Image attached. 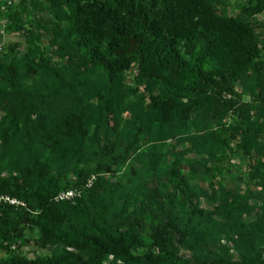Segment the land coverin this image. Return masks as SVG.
I'll use <instances>...</instances> for the list:
<instances>
[{"label": "trees", "instance_id": "trees-1", "mask_svg": "<svg viewBox=\"0 0 264 264\" xmlns=\"http://www.w3.org/2000/svg\"><path fill=\"white\" fill-rule=\"evenodd\" d=\"M82 2L69 17L71 29L91 74L102 81H82L76 67L58 69L33 49L22 58L9 53L0 58V75L11 86L15 107L0 120V172L8 173L0 177V195L19 201L0 200V247L22 238L26 225L37 228V241L51 250L35 259L13 255L5 264H264V246L254 232L239 241L241 260L224 253L190 258L177 250L174 236L186 247L212 246L221 229L202 220L199 205L182 199L178 179L163 195L145 187L143 150L177 135L178 117L171 122L174 132L167 133L159 123L143 132L139 125H125L132 130L121 133L109 121L122 116L117 102L122 77L134 63L137 80L184 113L183 119L208 105L214 120L233 115L249 123H242L244 136L256 134L264 127V64L258 61L262 46L252 17L264 10V0H250L234 16L215 13L221 0ZM57 29L56 35L62 33ZM182 39L187 57L179 48ZM248 68L253 97L244 101L236 86ZM189 72L192 82L186 86ZM93 99L109 117L103 130L102 120L88 110ZM101 163L105 171L87 186ZM122 165L126 169L119 173ZM69 189L78 194L64 207L53 200ZM236 211L228 205L222 213L235 222ZM259 222L264 230V215Z\"/></svg>", "mask_w": 264, "mask_h": 264}, {"label": "rangeland", "instance_id": "rangeland-1", "mask_svg": "<svg viewBox=\"0 0 264 264\" xmlns=\"http://www.w3.org/2000/svg\"><path fill=\"white\" fill-rule=\"evenodd\" d=\"M249 2L221 0L215 13L234 16ZM78 3L84 6L82 0H0V58L6 53L22 58L33 49L43 52L51 65L58 69L76 67L82 81H102L101 76L91 74L92 66L76 47L79 36L71 29L69 17ZM252 22L262 46L258 61L264 64V29L261 25L264 22V10L253 16ZM57 28L62 33L56 35ZM179 48L187 57V46L183 39L179 41ZM101 50L107 52L105 42H102ZM250 69L246 70L236 86L244 101H250L253 97L251 89L247 87ZM187 75L186 86H189L192 74L189 72ZM122 82L117 101L122 110L121 118L110 120L103 105L96 99L89 101V112L102 120L99 123L102 130L109 119L113 129L121 133L131 131V127L137 129V125L143 132L144 127L156 123H159L164 133L169 128L174 132L171 122L178 117L177 135L156 141L152 147L143 150L140 163L149 168H146L143 178L145 187L163 195L166 187L171 193L178 179L179 188L184 190L182 199L203 209L202 220L205 223L221 227L217 231L218 241L212 246L186 247L178 242V236H174L179 253L208 260L224 253L232 260H241L239 241L253 232L258 245L264 246V230L259 222L264 215V127L246 137L242 125L249 123L233 115L214 120L209 114L208 105L194 109L183 119L184 113L176 112L173 105L161 101L155 92L149 93L144 83L137 80L134 63L123 74ZM13 101L11 86L0 75V120L15 110ZM125 125L131 126L130 129ZM136 147L131 148L129 153H134ZM253 164L256 166L252 167ZM79 166L91 168L88 164ZM125 169L124 165L119 166L118 172L122 173ZM104 171L103 163L97 165L89 174L87 182H92L96 175ZM7 174L3 170L0 177ZM70 191L75 192V189L60 192L53 200L64 207L65 201L75 196H70ZM228 205L238 208L236 212L240 213V217L235 222L222 213ZM116 209L121 210V204ZM22 229V238L12 241L8 248L0 247V264H5L13 255L27 259L51 255V250L37 241V228L31 229L25 225Z\"/></svg>", "mask_w": 264, "mask_h": 264}, {"label": "built area", "instance_id": "built-area-1", "mask_svg": "<svg viewBox=\"0 0 264 264\" xmlns=\"http://www.w3.org/2000/svg\"><path fill=\"white\" fill-rule=\"evenodd\" d=\"M90 184H91V182H87V186H89ZM68 194L70 196H73L74 194L77 195L78 191H76V190H75V192L70 191V192H68ZM0 200H3L7 203L9 202V204H12V205L19 204L18 200H16L15 198H11L9 196L0 195Z\"/></svg>", "mask_w": 264, "mask_h": 264}]
</instances>
